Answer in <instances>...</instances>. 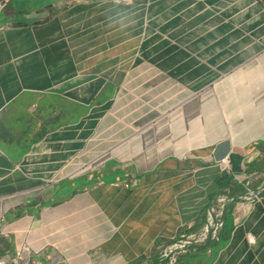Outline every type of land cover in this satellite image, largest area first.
I'll return each mask as SVG.
<instances>
[{"label":"crops","instance_id":"1","mask_svg":"<svg viewBox=\"0 0 264 264\" xmlns=\"http://www.w3.org/2000/svg\"><path fill=\"white\" fill-rule=\"evenodd\" d=\"M0 3L1 264H264V0Z\"/></svg>","mask_w":264,"mask_h":264},{"label":"bare ground","instance_id":"2","mask_svg":"<svg viewBox=\"0 0 264 264\" xmlns=\"http://www.w3.org/2000/svg\"><path fill=\"white\" fill-rule=\"evenodd\" d=\"M264 191V185L263 187H260L258 192H251L250 195L252 197L255 196L256 193H261ZM227 201V198H220L218 199L219 206L216 207L214 205H211L207 208L206 212V221L203 229L201 230L200 236L197 237L196 241H183L181 243L172 245L170 244L166 251L163 254V257H168L170 261H173L175 256L180 253H187L190 248H193L194 246L201 245L207 242L208 236H210V233L214 230L216 219L219 216V214L223 211L225 208V202ZM1 264V263H0Z\"/></svg>","mask_w":264,"mask_h":264},{"label":"water","instance_id":"3","mask_svg":"<svg viewBox=\"0 0 264 264\" xmlns=\"http://www.w3.org/2000/svg\"><path fill=\"white\" fill-rule=\"evenodd\" d=\"M229 152H230V144L228 143V142H225V143H222V144H220L218 147H217V149H216V152H215V158H216V160H218V161H223L226 157H227V155L229 154ZM264 193V191L263 192H261V193H256L255 194V196L256 197H258V196H260V195H262ZM248 195H246V194H244L243 196H236V197H233L232 198V201L230 202V204L232 203V202H234V201H237V200H240V199H244V198H246ZM204 225H205V223H204ZM211 234V233H210ZM209 240H210V236H208V240H207V243H206V245L203 247V249L201 250V251H199V252H195V253H189V255H199V254H201L204 250H205V248L207 247V245H208V243H209ZM160 258H159V263L158 264H160Z\"/></svg>","mask_w":264,"mask_h":264},{"label":"trees","instance_id":"4","mask_svg":"<svg viewBox=\"0 0 264 264\" xmlns=\"http://www.w3.org/2000/svg\"><path fill=\"white\" fill-rule=\"evenodd\" d=\"M221 222H222V226L220 227V229L218 230V233L216 235L215 238H210L209 240V243H208V246L205 250V253L211 248L213 247L216 243H219V242H223L225 241L227 238H228V235H229V231H231L232 229V226L229 225H226L225 227V220H224V216L223 218L221 219ZM199 264H202V263H199Z\"/></svg>","mask_w":264,"mask_h":264},{"label":"rangeland","instance_id":"5","mask_svg":"<svg viewBox=\"0 0 264 264\" xmlns=\"http://www.w3.org/2000/svg\"><path fill=\"white\" fill-rule=\"evenodd\" d=\"M237 184L238 185H240V189H241V192L243 193V194H245L246 192H247V188L245 189V187L244 186H241V184H240V182L239 181H237ZM246 187H247V185H246ZM232 196V198L233 197H236L235 195H231ZM240 196V195H239ZM205 223V222H204ZM204 227V226H203ZM215 231L217 232V229H215L214 230V232H212V234H210V238H212L213 237V234L215 233ZM201 233V232H200ZM198 236H200V234L199 235H197L196 237H198ZM197 239V238H196ZM196 239L195 240H193V239H191L190 241H196ZM181 242H183V241H181ZM207 243V242H206ZM205 243V244H206ZM193 253V252H192ZM189 256V254H185V253H180V254H177L176 256H175V258H174V260H173V262H172V264H178L183 258H186V257H188ZM26 264H43V263H39L38 261H35V260H31V261H28ZM163 264H171V261L169 260V259H165L164 260V263Z\"/></svg>","mask_w":264,"mask_h":264},{"label":"built area","instance_id":"6","mask_svg":"<svg viewBox=\"0 0 264 264\" xmlns=\"http://www.w3.org/2000/svg\"><path fill=\"white\" fill-rule=\"evenodd\" d=\"M117 2H122V1H128V0H116ZM5 3H0V13L4 10V8H5ZM225 160H223V162H224ZM223 211H224V209H223ZM223 211L219 214V216L217 217V219H216V224H215V228H214V230L215 229H217L218 230V228H219V226L221 225L220 223H219V217H221L222 216V214H223ZM205 213H206V210H205ZM214 230L212 231V232H214ZM212 232H211V234H212ZM216 235V231H215V233L213 234V237ZM178 243H181V241H169L168 243H165V244H172V245H175V244H178ZM164 244V245H165ZM163 246V245H162ZM162 246L161 247H159V251H160V249L162 248ZM159 258H160V256H159ZM161 260V259H160ZM174 260V259H173ZM172 262L173 261H171V264H172Z\"/></svg>","mask_w":264,"mask_h":264}]
</instances>
